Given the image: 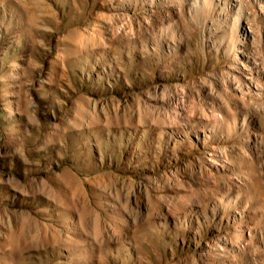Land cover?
I'll use <instances>...</instances> for the list:
<instances>
[{"label":"rangeland","instance_id":"1","mask_svg":"<svg viewBox=\"0 0 264 264\" xmlns=\"http://www.w3.org/2000/svg\"><path fill=\"white\" fill-rule=\"evenodd\" d=\"M0 264H264V0H0Z\"/></svg>","mask_w":264,"mask_h":264}]
</instances>
